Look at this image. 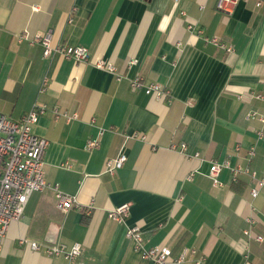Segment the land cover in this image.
I'll list each match as a JSON object with an SVG mask.
<instances>
[{
	"label": "crops",
	"instance_id": "crops-1",
	"mask_svg": "<svg viewBox=\"0 0 264 264\" xmlns=\"http://www.w3.org/2000/svg\"><path fill=\"white\" fill-rule=\"evenodd\" d=\"M215 2L0 0V111L20 118L34 102L46 104L32 125L48 139L45 178L81 206L61 211L51 187L32 192L2 239L0 264H154L126 237L129 226L139 228L143 248L176 255L188 246L205 264H264V184L242 172L233 179L228 167L220 185L208 175L211 160L264 175V122L246 117L264 113V98L248 97L264 93V7L239 1L226 12ZM24 29L50 30L53 42L85 46L89 56H44L39 44L16 39ZM98 58L125 77L115 80ZM131 58L137 63L128 66ZM134 74L166 86L170 101L132 89ZM54 106L69 116L55 118ZM90 138L98 145L88 147ZM119 152L125 161L106 172ZM124 202L125 221L110 219L107 211ZM30 240L76 241L81 251L66 260L31 249ZM191 258L169 264H196Z\"/></svg>",
	"mask_w": 264,
	"mask_h": 264
},
{
	"label": "built area",
	"instance_id": "built-area-1",
	"mask_svg": "<svg viewBox=\"0 0 264 264\" xmlns=\"http://www.w3.org/2000/svg\"><path fill=\"white\" fill-rule=\"evenodd\" d=\"M177 1V0H175ZM239 1L247 0H216L215 8L229 12L231 8ZM254 5L257 8L264 7V0H254ZM74 7L69 11V18ZM181 14H185L183 10ZM187 28H193L191 22L187 23ZM16 39L18 41H26L29 45L39 44L42 47V54L49 56L53 54H61L65 57L73 58L75 60H87L89 56L88 48L81 45H74L63 42H53L52 32L45 30L43 32L30 33L27 29L17 33ZM205 41L211 42L214 45L225 50H231L232 46L221 40L216 35L204 36ZM137 58L128 60V66L136 64ZM97 67L109 71L115 80H121L125 75L118 70L116 65L104 58H98L95 63ZM129 86L132 89L143 90L146 94H153L156 98L165 96L167 101H170V90L163 84L156 81H146L144 77L139 74H134L128 77ZM42 89V87H41ZM248 97H255L262 99L264 93L249 92ZM47 106L44 103L38 104L34 102L20 118H13L10 115L0 111V247L2 239L5 236L10 223L19 219L25 209L28 198L34 191H40L51 187L54 191L55 205L61 210L65 211L72 207L80 208V204L74 194H70L61 190L57 184H50L44 175V152L48 144V139L44 136L36 134L32 130V125L37 120L38 115L46 110ZM55 118L66 116V111H61L57 106L52 108ZM247 118H257L264 122V113L255 111L247 112ZM262 130H257V136L261 137ZM134 136L145 138L144 134L135 133ZM99 143L98 138H90L87 140V146L92 148ZM175 147V145H171ZM181 149H185V145H180ZM236 149L238 147H235ZM254 153V146H250L248 150V157ZM126 156L123 152H119L117 156L107 158L105 161L104 170L113 174L115 169L120 167L125 161ZM228 167L231 171L232 178L235 179L238 174L246 173L252 179H256L259 185L264 184V175L256 177V171L247 166H231L227 160L218 162L211 160L208 168V175L214 185H220L218 174L222 168ZM259 187L254 185L250 187L249 193L251 196L258 194ZM92 203V202H91ZM91 207V204L89 205ZM129 215V204L127 202L116 205L107 211V216L118 222L123 223ZM251 222L249 217L246 218ZM248 233V228L244 229ZM126 237L132 239L135 246L142 250V257L152 261L154 264H169L171 262H182L187 259H192L196 264H205L202 256L194 257L196 248L184 246L180 251L174 255L167 246H150L142 247L143 237L137 226H129L125 230ZM257 239L261 240L262 236L257 235ZM22 241V240H21ZM31 249H43L46 254L53 256H62L66 260H72L79 255L81 251V244L79 242L66 243L58 241L51 244H44L36 240L28 241Z\"/></svg>",
	"mask_w": 264,
	"mask_h": 264
}]
</instances>
